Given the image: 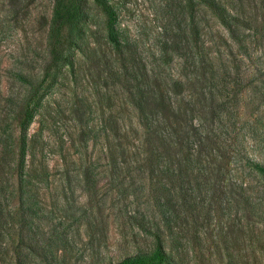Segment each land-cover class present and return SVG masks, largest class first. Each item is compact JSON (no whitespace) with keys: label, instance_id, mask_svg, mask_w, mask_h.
<instances>
[{"label":"rangeland","instance_id":"obj_1","mask_svg":"<svg viewBox=\"0 0 264 264\" xmlns=\"http://www.w3.org/2000/svg\"><path fill=\"white\" fill-rule=\"evenodd\" d=\"M105 1L121 49L149 70L177 77L178 61L167 65L163 54L176 27L174 0ZM220 1L247 20L239 31L242 44L217 25L232 46L235 69L264 78V0ZM54 2L0 0V264H115L152 251L159 241L178 264H264L262 177L239 171L237 186L246 189L248 202L230 198L194 218L186 211L177 226L156 206L153 185L138 162L112 166L104 159L103 121L113 116L119 122L132 153L142 150V128L115 77L118 52L107 39L108 16L95 0H84L73 66L64 68L29 129V160L45 166L47 177L35 183L39 194L30 202L29 230L24 222L22 228L20 127L12 111L28 90L23 74L42 79ZM83 132L97 139L85 144ZM254 159L264 163L258 152Z\"/></svg>","mask_w":264,"mask_h":264},{"label":"trees","instance_id":"obj_2","mask_svg":"<svg viewBox=\"0 0 264 264\" xmlns=\"http://www.w3.org/2000/svg\"><path fill=\"white\" fill-rule=\"evenodd\" d=\"M95 2L108 16L107 39L118 52L115 77L138 112L142 128V150L132 153V140L122 134L119 122L113 116L103 121L107 163L138 162L148 173L155 204L169 225L179 226L186 211L194 218L230 198L248 202L250 196L243 185L237 186L235 174L246 176L248 170L250 176L264 179V163L254 159V152L264 157V78L245 77L235 69L232 46L217 30L218 25L242 44L239 31L247 20L232 15L220 0H174L176 27L163 47L167 65L179 63L178 75L172 77L149 70L125 53L112 9L105 0ZM84 3L55 0L42 79L23 74L28 90L12 111L20 127L16 169L26 231L34 210L30 202L39 194L35 183L47 177L45 166L29 160V129L64 68L73 66L86 16ZM219 40L226 49H221ZM96 139L83 132V143ZM115 264L178 263L159 241L152 251Z\"/></svg>","mask_w":264,"mask_h":264}]
</instances>
